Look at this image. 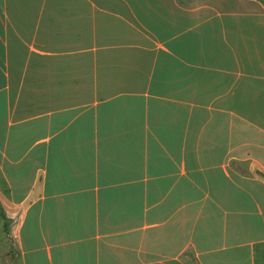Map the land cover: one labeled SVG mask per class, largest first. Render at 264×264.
<instances>
[{"label": "crops", "instance_id": "1", "mask_svg": "<svg viewBox=\"0 0 264 264\" xmlns=\"http://www.w3.org/2000/svg\"><path fill=\"white\" fill-rule=\"evenodd\" d=\"M264 0H0V264H257Z\"/></svg>", "mask_w": 264, "mask_h": 264}, {"label": "rangeland", "instance_id": "2", "mask_svg": "<svg viewBox=\"0 0 264 264\" xmlns=\"http://www.w3.org/2000/svg\"><path fill=\"white\" fill-rule=\"evenodd\" d=\"M256 263L257 264H264V256L261 255L260 250H258V253L256 255Z\"/></svg>", "mask_w": 264, "mask_h": 264}]
</instances>
